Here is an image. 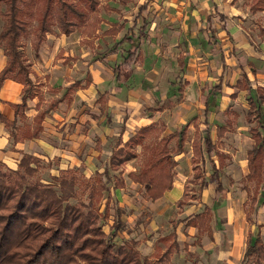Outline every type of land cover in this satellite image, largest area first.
<instances>
[{
	"label": "trees",
	"instance_id": "obj_1",
	"mask_svg": "<svg viewBox=\"0 0 264 264\" xmlns=\"http://www.w3.org/2000/svg\"><path fill=\"white\" fill-rule=\"evenodd\" d=\"M124 1V0H122ZM126 1V0H125ZM249 10L252 13L264 12V0H249ZM101 7V0H0V47L7 60L0 70V85L5 78H10L23 84L20 103H11L15 117H25L27 99L38 96L37 85L31 78L32 69L22 50V38L29 31L32 20L34 38L31 47L38 51L47 34L68 35L78 30L82 38L80 42L94 47L88 37L99 28V21L87 24L90 14H96ZM105 10L116 8L103 6ZM141 8V7H140ZM144 23L136 27L138 43L145 38ZM124 26V22L110 23V27L102 32L104 35L117 34ZM135 26V23L132 27ZM132 27L127 28L122 38L103 52V57L116 53L125 41L133 42ZM264 31V30H263ZM125 50L122 60L113 67L114 77L122 80L123 69L139 61L142 55L139 44ZM181 62V70H183ZM128 77V76H127ZM184 83H186L184 81ZM251 82L244 73L236 80V97L238 91L248 89ZM80 83L74 81L68 86L67 92H72ZM220 83L214 85L210 91L218 90ZM177 101L183 97L182 87L178 88ZM60 99H65L68 93ZM256 96L247 98L248 108L245 118L248 122H255L249 127L253 145L246 152L248 173L245 180L254 181L264 192V116L261 104L264 103L263 88H256ZM103 97L99 95L98 101ZM55 105L52 103L51 107ZM210 102L205 101L204 123L207 125L202 132L196 128L191 141L193 176L185 180L181 198L177 206L195 199L193 186L199 184L202 189L208 181L216 184L217 193L224 192L225 188L219 179V168L223 166V157L226 152L217 147L225 132L233 125V114L226 109L224 124L216 127V142L211 137L208 110ZM159 105L150 107L152 111L163 110ZM46 114L39 110L33 117L34 129L27 133V137H36L41 129V121ZM0 120L10 131L12 142L20 141L23 136L17 133L16 118L8 119L0 114ZM197 127L196 116L188 119L179 129L162 135L165 128L158 123H150L140 127L123 145L120 136L109 156L108 166L102 172L95 171L92 176L86 177L80 167H70L60 170L58 175L48 174L42 177V170L50 167L41 158L22 152L16 168H10L0 161V264H167L170 255L176 249V231L173 228L167 235L162 236L170 240L162 253L155 252L151 257L143 256L136 248L135 241L118 239V232L124 228L119 219V208L115 209V218L109 226V231L103 229V222L109 219V195L101 209L104 191L109 189L111 180L109 169L118 170L113 174V188H124L126 183L120 169L126 162L137 157L135 146L141 145L146 160L139 169L130 171L127 176L133 182L141 185L148 184L146 194L148 199L156 200L170 190L175 179V156L185 151L189 124ZM174 141L173 146L171 145ZM204 155L209 158L211 173L208 178L203 176L200 162ZM216 155L218 164L211 156ZM42 171V172H41ZM248 192V200L243 203L247 222L253 223L252 213L257 204L258 187ZM210 207L204 205L203 210L187 219L185 225L195 226L198 229L196 242L200 236L211 232L208 224L211 214ZM246 249L242 263L251 258L252 264H264V240L260 232L253 237L248 232Z\"/></svg>",
	"mask_w": 264,
	"mask_h": 264
},
{
	"label": "crops",
	"instance_id": "obj_2",
	"mask_svg": "<svg viewBox=\"0 0 264 264\" xmlns=\"http://www.w3.org/2000/svg\"><path fill=\"white\" fill-rule=\"evenodd\" d=\"M171 1L175 5V2L178 0ZM239 1L240 0H183L182 2L184 3V6L182 9H193V11H191L190 15H185L184 22H182V27L178 30V33H176L172 28L173 26H170L169 24L166 27L164 24H158L157 30L152 34L150 31L151 26L148 28V25L151 23V17L148 18L145 12L149 8L154 9L153 6L149 7V0H101V7L96 15L99 20V28L96 30V33H99L100 31L102 33L104 30L108 29L112 22H124L123 28L117 34H103V38L105 39L103 40L104 43L109 46L112 44L113 46L116 41H119L122 38L127 31V28L132 27L135 23V26L132 27L134 41H125L122 46L119 47L118 52L106 55L105 57H108L107 59L114 55V58L118 59L119 57V60H116L112 67L104 69L100 66L102 65V61H100L101 59L95 58L94 61H90L91 50L95 49L97 46L95 43V38L97 37H88V39L92 40L94 44V47H90L88 44L80 42L82 35L78 30L73 31L68 35L47 34V37L41 43L39 50L33 55L37 61L31 65L32 73L30 75L34 83L36 85L40 83L35 77H40V80L46 79L48 87L55 92L60 93V97L67 92L68 86L74 81L79 82L80 86L75 88L72 92H67V98L59 99L57 102L53 103L55 105L54 109L51 107L52 109H50L49 113L45 110L46 114L41 121V129L39 130L38 135L30 138L26 135L35 127L33 117L39 110H44L43 101L41 97H39L41 93H38V96H35L32 99H27V108L24 111L25 117H15L11 103L21 102L23 84L10 78H5L0 85V114L6 116L10 120L16 118L17 133L22 135L23 138L20 141L12 142L10 131L0 120V161L14 169L17 167L22 152H26L41 158L46 163L50 162L51 165L47 168V175H58L60 170L70 167L82 168L86 177L92 176L96 170L102 172L105 168L104 166L102 167V165L105 160L109 162V156L112 149L115 148L114 145L118 136L121 138L119 144L120 147L123 145V142L133 135L140 127L147 126L150 123H165L163 120H158V116L155 113L150 115L151 113L149 112L150 114L144 115L143 113L138 112L137 114L135 107L139 105L140 98L136 97L133 91L123 89L132 76H137V73L135 74L136 69L134 68V65L137 63H139V65L140 63L146 64L147 57L142 53V50L145 47L144 45H149L151 49L156 50L157 52L161 51V49H166L172 52L173 65L176 66V69L178 68L181 73L186 70V73H184V76L186 77L192 76L191 70H193V75H200L199 72H202L205 67V61L202 60L203 55L201 54H203L204 50L206 51L209 48L218 52L221 67H225L227 59L222 48L217 46V41L220 39L219 35L221 33L226 35L229 34L233 38H237L241 35L243 27L238 23L239 19L237 20V16L242 15V7ZM104 5L116 8L117 10H105L103 7ZM246 7L247 10H249L248 4ZM243 14H246V12H243ZM252 14L264 15V12L258 11ZM143 23L145 24L144 30L146 36L140 41V43H138L136 27ZM153 23L155 22L153 21ZM121 32V37L117 38ZM235 32L237 34L236 36L233 35ZM108 39L113 40L111 44ZM137 43L139 44V51L142 58L132 64L128 70L123 69L121 76L124 77L122 80L116 79L113 71L114 65L122 60L125 50H128ZM215 45L216 49L214 48ZM234 45L236 46L237 44L234 43ZM231 46L232 44L230 43V47ZM193 48H195V50L199 48L197 52L200 56H193ZM105 57H103L102 53V58ZM6 60L7 57L4 55L3 49L0 47V70L6 64ZM181 62L183 63V70H181ZM195 67H197L198 71H195ZM194 71L198 73L195 74ZM244 73L249 78L248 72L242 70L240 77L236 80L240 79ZM100 76H105V78L101 79ZM219 76L220 80L217 84L220 83V88L218 90L210 91L214 86L212 85L206 92V100L208 102V97L210 95L216 91H222L221 76H224V73H220ZM99 79L102 81L111 79L113 81L114 85L109 89L108 93L102 91L100 86H98L101 81ZM178 81L180 82L181 79H178ZM184 81L186 83H184ZM189 81L190 83L193 82L188 77H183L182 83L187 85L189 84ZM232 87L235 91L232 90L229 92L230 97H232V93L236 92L235 83ZM182 92L183 97L180 101L184 98L183 88ZM100 94H102L103 97H106L104 105L100 101L99 103H96ZM205 101L203 102L202 109L188 118L190 119L196 116V122L198 123L197 127H195L193 123L189 124V129L190 125H192L194 127V132L196 128L199 132H202L207 126L204 123ZM210 107L208 111H210ZM198 117H200L199 119H201V123L204 125L203 129L199 127ZM208 125H210V120ZM164 128L165 130L162 135L179 129H169L165 126ZM214 132L217 140L216 128ZM211 137L213 139L212 128ZM191 141L190 149L187 152L186 145L189 142L186 140L184 145L185 151L175 156V172L176 166L178 165L177 159L185 152L192 164ZM213 141L216 142L215 140ZM134 148L137 152H139L138 149L142 150L141 145H137ZM214 157L217 158L216 155H212V160L218 164V158L215 160ZM102 158L103 163H101ZM136 158L126 162L120 167V169L123 170L122 176L126 185L124 188H113V184L112 186H109V189L104 191V197L101 201V209L109 195L110 216L109 219L106 220L108 222L107 228L109 229V226L113 223L115 209L119 208V219L124 223V228L118 232V239L122 241H135L136 248L139 252L143 256L151 257L155 252L162 253L165 250L166 244L170 242V240L162 238V236L167 235L171 230L165 229L164 226V230L166 231L162 232L164 230H162L161 227L163 228L162 225H164V223L162 222L161 214L169 207L177 205V201L182 196L185 180L190 177L182 178V176H184L182 173L181 177L179 172L178 174L176 173L177 175L175 174L172 188L165 191L164 194L156 200L152 201L146 196L149 190V185H141L133 182L127 176L130 171L137 168L139 169L140 166L143 165V160H141V164L134 165ZM202 162H200V165ZM245 166L247 167V163ZM192 170L194 173L193 165ZM117 172L114 173V175L117 174ZM208 176L204 177L208 178ZM211 183L213 184V196L217 195L215 190L216 184L214 182ZM206 187L207 186L205 185L203 188ZM207 193L208 192L206 191V194ZM202 201V203L197 205L196 209L194 208L191 211V208H189L190 206H187L183 208L180 215H178L180 217L178 218L179 223L175 229L178 249L172 252L167 264H191L192 262L188 259V255H191L192 253L200 259L208 257V253H210L215 259L226 257L228 260L235 259L236 254L238 253V255L242 254L245 244L244 239L242 240V246L238 250H233L232 248L235 247L231 246L229 251V249H225V241H228L230 238H220L219 231L212 232L211 230L210 234L205 232L200 236L199 243L196 242L198 235L197 227L187 226L185 225V222L195 213L202 211L204 205H208L211 209L210 201H212V198H207V196L204 198V191L202 192ZM200 206H202V208H200ZM226 208L228 210V207ZM230 209L232 211L231 213L236 216L240 214V211H242V215L245 216L244 207H240L239 209L235 202L230 203ZM239 224V222L236 223V229L239 228ZM239 235H237V237L235 236L236 239H234V236L231 239L238 242L240 241V238L238 237ZM213 236L215 237V240L212 239ZM198 262L202 264L201 261Z\"/></svg>",
	"mask_w": 264,
	"mask_h": 264
},
{
	"label": "rangeland",
	"instance_id": "obj_3",
	"mask_svg": "<svg viewBox=\"0 0 264 264\" xmlns=\"http://www.w3.org/2000/svg\"><path fill=\"white\" fill-rule=\"evenodd\" d=\"M182 1L178 0L174 5L171 0H149V7L153 6L154 9L149 8L145 12L148 18L151 17V23L148 25V28L151 26L150 31L152 34H154V31L157 30L158 24H164L165 27L169 24L170 26H173V30L178 33V30L182 27V22H184L185 15H190L191 11H193V9H182L184 6ZM239 3L242 7V15H238L237 20L239 19L240 22L238 21V23H240L243 27L241 35L237 38H233L229 34L228 37V35L221 33L219 35L220 39L217 41V46L222 48L227 59L225 67H221L218 52L216 50L210 48L206 51L204 50L201 55H203L202 60L205 61V67L202 72H199V76L193 75V70H191L192 76L187 77L193 82L190 83L189 81V84L186 85L182 83L183 77L187 78L184 76L186 70L181 73L178 68L176 69V66L173 65L172 52L166 49H161V51L157 52L156 50L151 49L149 45H144V49L141 50L143 55L147 57L146 64L140 63L139 65V63H137L134 65V68L136 69L135 74L137 73V76H132L127 82L125 88H123L127 91H133L135 96L140 98L139 105L135 107L137 114L138 112L143 113L144 115H148L150 113V115H152L155 113L158 116V120H163L165 122L164 124L161 122V126H165L166 128L168 127L169 129H175L180 128L181 125H183V123L190 116H192V114H195L197 111L202 109L203 102L207 99L206 92L209 88H211L210 86L217 84L220 80V73H224V76H221L222 91H216L208 97V100L211 105L209 120L212 128L213 140L216 141L214 132L216 126L224 124L225 122L226 114L224 110L229 108L233 114L232 127L225 132L222 140L217 142L218 148L226 152V157H223V166L219 168V179L225 187V191L221 192V194L216 193L217 195L213 196V184L211 182L208 181L206 184L207 187L202 189H199L198 183L189 184V186H193V194L195 196L199 194V196L181 206L173 205L165 210L161 214L163 220L162 222L164 223V225H162L163 228L161 227V229L164 230V226L167 230H172L173 228L176 229L179 223L178 218H180L178 215H180L182 209L187 206H190L189 208H191V211L194 208L196 209L197 205L203 202L202 192L204 191V198H206V196L207 198H212V201H210L212 213L208 220L210 229L212 232L219 231L220 238H230L228 241H225V249H229L230 251L231 246H233L235 247L232 248L233 250H238L242 246L243 239L245 244L241 254L242 256L238 255L239 253L236 254V258L238 259L235 258L228 260L226 257L215 259L210 253H208V257L200 259L192 253L191 255H188V259L192 262L191 264H200L198 261H201L202 264H252L251 258L246 259L242 263L244 251L247 246V234L249 232L254 237L259 231L262 239L264 240V192L259 188V184L256 182L244 179L248 172V168L245 166L247 163L246 152L254 143V140L250 136L249 127L255 123H250L245 118L248 108L247 98L249 96L255 97V90L258 87H261L264 90V15L250 13L246 7L248 0H240ZM243 12H246V14H243ZM95 21H99L96 14H90L87 18V24L91 25L92 22ZM153 21L155 23H153ZM1 25L2 19L0 18V28ZM34 25L35 20H32L28 33L22 38V50L27 57V62L30 64V67L32 64L37 62L33 56L37 51L31 47V41L34 38ZM122 32L117 36V38L121 37ZM233 35L236 36V32L233 33ZM92 37H97L95 38L97 46L95 49L91 50L90 61H94L95 58H99L101 59L100 61H102V65L100 66L103 69L112 67L114 62L119 60V57L117 59L114 58V55H112L109 59H107L108 57L102 58V53L112 47L111 43L113 40L108 39L111 44L110 46L104 43L103 40L105 39L103 38L101 31L99 33H96L95 31V33H92L89 38ZM230 43L232 44L231 47ZM234 43L237 45L235 46ZM214 48L216 49V45ZM198 49L199 48L195 50V48H193L194 57L200 56L197 52ZM242 70H246L248 72L251 85L248 89L239 91L235 98L230 97L229 92L232 90L235 91L232 85L235 83V80L240 77ZM195 71H198L197 67H195ZM197 73L198 72H195V74ZM39 78L35 77L37 81H40V83L37 84V90L38 93H41L39 97H41L43 101L44 110L49 113L50 109H52L51 104L60 99V93L50 89L46 83V79L40 80ZM100 78L104 79L105 76H100ZM178 79H181V81L179 82ZM101 81H98V86H100L102 91L108 93L109 89H111L114 85L113 81L111 79ZM179 86L183 88L184 98L182 101L178 102L177 96ZM105 100L106 97H103L100 102L104 105ZM96 103H99V101L96 100ZM159 105H163L165 109L158 112H154L149 109L151 106L157 107ZM261 106L263 111L262 114L264 116V103H262ZM199 118L200 117H198L199 127L203 129L204 125L201 123L202 121ZM193 134L194 127L190 125L187 139L189 143L186 145V152L190 149V141ZM173 144L174 143L172 141L171 145L173 146ZM138 150L139 152L134 161V165L141 164V160H143L144 163L146 160L144 151L141 149ZM185 153L181 157H178V165L176 166V173L178 174L179 172L180 177L182 173L184 175L182 178L193 176L192 164ZM214 158L217 160L216 157ZM101 161V163H103V158ZM103 166H108V162L106 160L104 161L102 167ZM201 168L203 169V176L206 177L209 173H211L210 161L206 155H204ZM118 170L119 169L113 171L112 169H109V175L111 177V180L108 182L109 186H112V176ZM42 171V177L48 178V175L46 174L47 169H45V171L43 169ZM256 186L258 187L257 204L254 212L252 213L253 223H250L245 220V216L242 215V211L239 210L240 214L238 216L232 214L230 203L235 202L239 209L240 207L243 208L242 204L245 200H248L247 191L251 193L254 191ZM206 191L208 192V195L206 194ZM226 207H228V210ZM200 208H202V206H200ZM237 222L240 223L238 229H236ZM107 223V221L103 222V228L106 232L109 230L107 228ZM165 231L166 230L162 232ZM237 235H239L238 237L240 238V241L238 242L234 240ZM233 236L236 237L231 239ZM212 239L215 240V237L213 236Z\"/></svg>",
	"mask_w": 264,
	"mask_h": 264
}]
</instances>
